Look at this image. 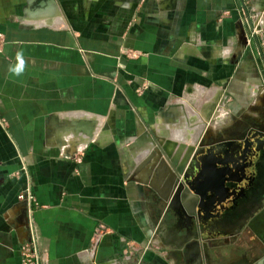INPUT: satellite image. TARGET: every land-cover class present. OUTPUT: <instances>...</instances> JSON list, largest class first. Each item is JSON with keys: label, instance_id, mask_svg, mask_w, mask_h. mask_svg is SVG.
Listing matches in <instances>:
<instances>
[{"label": "crops", "instance_id": "1", "mask_svg": "<svg viewBox=\"0 0 264 264\" xmlns=\"http://www.w3.org/2000/svg\"><path fill=\"white\" fill-rule=\"evenodd\" d=\"M249 5L264 0H0V264H22L33 236L42 264H264V231L236 246L209 228L191 248L161 227L152 177L136 172L157 139L198 143L223 120L235 74L260 57ZM255 85L264 75L237 90ZM198 87L225 107L208 101L197 126ZM125 240L156 246L124 260Z\"/></svg>", "mask_w": 264, "mask_h": 264}, {"label": "flooded vegetation", "instance_id": "2", "mask_svg": "<svg viewBox=\"0 0 264 264\" xmlns=\"http://www.w3.org/2000/svg\"><path fill=\"white\" fill-rule=\"evenodd\" d=\"M245 95L228 101L223 120L208 131L199 174L209 209L200 227L238 235L236 246L243 234L264 231V89Z\"/></svg>", "mask_w": 264, "mask_h": 264}, {"label": "water", "instance_id": "3", "mask_svg": "<svg viewBox=\"0 0 264 264\" xmlns=\"http://www.w3.org/2000/svg\"><path fill=\"white\" fill-rule=\"evenodd\" d=\"M84 132L92 134L90 129ZM204 151V141L157 139V148L136 168L137 173L143 171L145 177H152L151 182H142L149 185L148 191L164 216L161 227L170 226L183 240L190 241L191 248H200L196 240L203 236L200 226L209 211L208 189L198 171L200 160H205Z\"/></svg>", "mask_w": 264, "mask_h": 264}, {"label": "built area", "instance_id": "4", "mask_svg": "<svg viewBox=\"0 0 264 264\" xmlns=\"http://www.w3.org/2000/svg\"><path fill=\"white\" fill-rule=\"evenodd\" d=\"M248 11L251 22V36L248 37V42L250 41L252 42L256 40L260 47L258 48L259 55L261 54L264 55V8L258 9L252 5H249ZM6 41H7L6 34L0 31V54L3 53ZM75 147L76 148L71 154V156L73 155L76 160L81 161L77 153L83 148L82 141L81 140L77 141ZM32 198L33 196L30 194L29 199L31 200ZM107 230H108L107 226L102 223L96 226V228L94 229L90 238L91 240H90V249H89L92 253H94L98 248ZM155 242H156V238L154 235V243ZM154 243L150 242V244H147L146 246L143 247L133 242L132 240H127L126 247L123 250V259L124 260L134 259L143 250H147L153 246H156ZM20 252L22 258V264H42V262L44 261L43 254L38 249L36 239L34 238V236L30 241L24 242L21 245Z\"/></svg>", "mask_w": 264, "mask_h": 264}, {"label": "rangeland", "instance_id": "5", "mask_svg": "<svg viewBox=\"0 0 264 264\" xmlns=\"http://www.w3.org/2000/svg\"><path fill=\"white\" fill-rule=\"evenodd\" d=\"M245 63H246L247 70H245V69L243 70L245 64H244V66H241V68L239 69V74L238 73L235 74V78L236 79L234 78L235 79L234 82H237V81L238 82L239 81H241V82L252 81V80L258 79L259 77L260 78L263 77V75H264V55L263 54H261L258 59L254 57V58H252L250 60H245ZM248 67H250V68L248 69ZM238 75H239V77H238ZM238 82H237V86H238ZM253 84H255V83H253ZM237 86L236 85L235 86L231 85L229 87V91L226 92V94H227L226 100L227 101H230V100H231V102H234V100L235 101L236 100H238V101H242L243 100L244 101V100H246L248 98V97H246L245 94L248 93V95H250V94H252L253 92H255L256 90L259 89L258 85H255L252 88V91L244 92L243 90H237ZM217 94H218V92H216L215 90L214 91L213 90L212 91L211 90L207 91V90H203V89H201L199 87H198L197 90H195L194 98L196 100L195 102L198 105L196 107H194V111L195 112L192 113L193 114L192 117L194 118L193 122L196 123L197 126L200 123V121H199L200 120L199 119L200 116L202 117L201 120H203V116H204L203 111L205 110V108L203 106L204 104L207 105L208 103L209 104L211 103L210 105L208 104V106H207V107H209L208 110L216 109L218 102H220L219 105H222V106H219L220 108H224L225 107L224 106L225 103H223V102H225L224 101L225 98L223 100H221V101H220V99L217 100V97H218ZM178 129L183 132L184 128H183L182 125H180V126H178V128H174L173 129L174 133H177ZM159 130H160V127H159ZM161 133H163V132H161ZM177 135L178 136L175 137V140L178 141V142H184L183 140H185V139H183L184 136H182L181 132L178 131ZM202 141H204V138H202L200 140V142H202ZM66 145H67V148H68V144H63V146H66ZM67 148L66 147H64V148L62 147V149L64 151L67 150Z\"/></svg>", "mask_w": 264, "mask_h": 264}, {"label": "clouds", "instance_id": "6", "mask_svg": "<svg viewBox=\"0 0 264 264\" xmlns=\"http://www.w3.org/2000/svg\"><path fill=\"white\" fill-rule=\"evenodd\" d=\"M21 64H22V62H21ZM21 70H22V67H17V68H14L13 69V71H15L17 73L20 72Z\"/></svg>", "mask_w": 264, "mask_h": 264}, {"label": "bare ground", "instance_id": "7", "mask_svg": "<svg viewBox=\"0 0 264 264\" xmlns=\"http://www.w3.org/2000/svg\"><path fill=\"white\" fill-rule=\"evenodd\" d=\"M93 135H94V134H92V135H89L88 137H90V138H91V137H93ZM165 135H166V134H165ZM88 141H89V140H88Z\"/></svg>", "mask_w": 264, "mask_h": 264}]
</instances>
